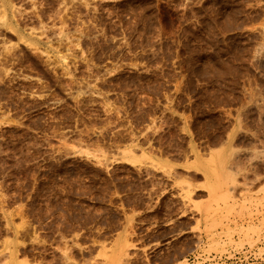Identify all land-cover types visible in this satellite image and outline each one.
I'll use <instances>...</instances> for the list:
<instances>
[{"label": "rangeland", "instance_id": "obj_1", "mask_svg": "<svg viewBox=\"0 0 264 264\" xmlns=\"http://www.w3.org/2000/svg\"><path fill=\"white\" fill-rule=\"evenodd\" d=\"M261 240L264 0H0V264Z\"/></svg>", "mask_w": 264, "mask_h": 264}, {"label": "built area", "instance_id": "obj_2", "mask_svg": "<svg viewBox=\"0 0 264 264\" xmlns=\"http://www.w3.org/2000/svg\"><path fill=\"white\" fill-rule=\"evenodd\" d=\"M187 264H263L264 240L257 247L245 245L242 249H229L221 254H190Z\"/></svg>", "mask_w": 264, "mask_h": 264}]
</instances>
